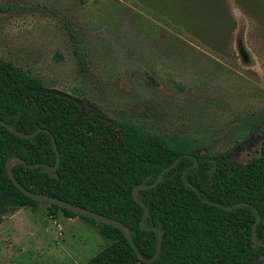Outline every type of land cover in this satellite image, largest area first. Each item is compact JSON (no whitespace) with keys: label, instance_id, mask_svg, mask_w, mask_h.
I'll return each instance as SVG.
<instances>
[{"label":"rangeland","instance_id":"rangeland-1","mask_svg":"<svg viewBox=\"0 0 264 264\" xmlns=\"http://www.w3.org/2000/svg\"><path fill=\"white\" fill-rule=\"evenodd\" d=\"M0 58L95 117L233 162L264 142V0H0ZM70 24L86 50L77 69ZM262 125V127H258ZM48 203L0 213V264H84L109 241Z\"/></svg>","mask_w":264,"mask_h":264},{"label":"trees","instance_id":"trees-1","mask_svg":"<svg viewBox=\"0 0 264 264\" xmlns=\"http://www.w3.org/2000/svg\"><path fill=\"white\" fill-rule=\"evenodd\" d=\"M7 7L0 6V12ZM65 27L77 69L85 72L82 38L70 24ZM40 86L37 77L0 58V120L22 133L47 130L59 154L55 176L41 165L30 167L55 163L48 134L38 131L23 138L0 124V213L20 207L33 211L40 203L25 196L9 179L6 162L17 157L23 162L11 161L10 171L25 189L120 221L143 258H150L156 249L157 234L151 227L161 231L158 255L146 262L137 258L118 228L48 203L51 215L59 210L65 217H80L109 241L84 264H264V245L256 242L264 243V142L261 153L244 163L233 162L230 152H222L216 160L132 123L105 122L80 97L84 104L81 118L62 133L76 117L78 105L30 91ZM182 154L195 156L196 164L192 166L189 156L180 157L155 186L147 187L163 167ZM211 159L216 167L209 174ZM137 185L145 187L137 189L134 197L132 189ZM207 201L250 206L221 209ZM142 204L146 217L141 222ZM252 207L259 215L253 230L256 241L251 234Z\"/></svg>","mask_w":264,"mask_h":264},{"label":"water","instance_id":"water-1","mask_svg":"<svg viewBox=\"0 0 264 264\" xmlns=\"http://www.w3.org/2000/svg\"><path fill=\"white\" fill-rule=\"evenodd\" d=\"M30 91H33V92H40V93H44V94H51V95H56V96H59V97H62V98H66L68 100H71L73 102H75L77 105H78V112H77V115L76 117L74 118V120L62 131V133H66L67 131H69L71 128H73L74 126L77 125L78 121L80 120L81 118V115L83 113V110H84V104L83 102L76 96H73L65 91H62V90H59V89H56V88H49V87H43V86H40V87H35V88H31ZM0 124L4 125L11 133H13L14 135H17L19 137H23V138H29L31 136H33L36 132L38 131H44L48 134L49 136V139H50V142H51V145L53 147V150H54V153H55V163L52 165V166H48V165H45V164H34V165H31L30 167H36L38 165H41L45 168V170L50 173L52 176H55V173L54 170L56 169L57 165H58V161H59V154H58V151L56 149V146H55V140L53 138V136L45 129H42V128H38V129H35L34 131L30 132V133H22V132H19V131H16L15 129H13L9 124L3 122L0 120ZM184 156H189L192 158L193 160V163H192V166H194L196 164V158L195 156L193 155H188V154H182V155H179L177 156L171 163H169L167 166L163 167L158 173L157 175L155 176V178L153 179V181L147 186V187H153L155 186L160 180H161V176L163 173L167 172L172 166L175 165V163L177 162V160L180 158V157H184ZM13 160H16L20 163H22L23 161L17 157H12V158H9L6 162V172H7V175L9 177V179L11 180L12 184L20 191L22 192L25 196L33 199V200H36V201H39V202H45V203H49V204H54L56 205L57 207L59 208H64V209H67V210H70L76 214H79L81 216H84V217H89L91 219L94 220V222L96 223H105V224H108V225H111V226H114L116 228H118L121 232H122V235L124 236V238L126 239V241L128 242V244L130 245V247L132 248V250L134 251V253L136 254L137 258L140 259V260H143V261H146V262H150L152 260H154L156 258V256L158 255V251H159V247H160V241H161V237H162V234H161V231L155 227H151V229L156 232L157 234V244H156V249L153 253V255L150 257V258H143L137 251V249L135 248L134 244H133V241L130 237V231L129 229L124 226L120 221L114 219V218H111V217H107V216H104V215H101L99 213H96L92 210H89V209H86L84 207H80V206H77L75 204H72L70 202H67V201H64L62 199H59V198H55V197H52V196H48L46 194H42V193H38V192H32V191H29L27 189H25L14 177L13 175L11 174V171H10V163L11 161ZM212 161V166L211 168L209 169V174H211L214 170H215V167H216V164L214 162L213 159H211ZM183 175V174H182ZM190 185V184H189ZM192 187V185H190ZM145 186L143 185H137L135 186L133 189H132V194L134 197H136V190L139 189V188H143ZM221 209H232L234 207H237V206H250L249 204L247 203H242V202H239V203H235V204H231V205H221V204H218V203H214V202H211V201H207ZM143 208H144V214H143V217L141 219V222L143 220V218L146 217V209L144 207V205L142 204ZM252 210L254 212V221L252 223V226H251V234H252V238L254 241H256L255 237H254V234H253V230H254V227L256 225V223L258 222L259 220V215H258V212L257 210L252 207ZM141 226H143L141 224ZM258 242L259 244H263L264 243H261L260 241H256Z\"/></svg>","mask_w":264,"mask_h":264},{"label":"flooded vegetation","instance_id":"flooded-vegetation-1","mask_svg":"<svg viewBox=\"0 0 264 264\" xmlns=\"http://www.w3.org/2000/svg\"><path fill=\"white\" fill-rule=\"evenodd\" d=\"M263 123H264V121H263ZM263 125V128H262V130L264 129V124H262ZM262 125H258V127H262ZM262 144H263V142H261V144H260V151H259V154L261 153V147H262ZM251 159V158H250ZM214 160V159H213ZM214 162H215V160H214ZM215 164H216V162H215Z\"/></svg>","mask_w":264,"mask_h":264}]
</instances>
